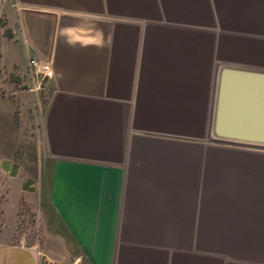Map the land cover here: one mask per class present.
<instances>
[{
  "label": "crops",
  "instance_id": "0c3cea01",
  "mask_svg": "<svg viewBox=\"0 0 264 264\" xmlns=\"http://www.w3.org/2000/svg\"><path fill=\"white\" fill-rule=\"evenodd\" d=\"M29 59L51 66L40 181L73 264H264V146L210 133L220 69L264 71V0H0V73ZM24 241L2 231L0 264H69Z\"/></svg>",
  "mask_w": 264,
  "mask_h": 264
},
{
  "label": "rangeland",
  "instance_id": "374dc122",
  "mask_svg": "<svg viewBox=\"0 0 264 264\" xmlns=\"http://www.w3.org/2000/svg\"><path fill=\"white\" fill-rule=\"evenodd\" d=\"M43 83L44 80L35 75L30 78L27 74L22 80L16 74L0 73V163L8 161L18 166L14 177L0 169V235L2 231H11L14 240L24 237V245L34 246L33 252L63 254L67 262L73 264L79 251L61 250L58 247L65 243L56 242V239L66 241L67 235L49 233L51 212L46 187L40 181L39 126L47 99ZM245 147L251 154L259 151L255 145ZM260 151L264 155V149ZM26 178L34 180L31 193L21 191Z\"/></svg>",
  "mask_w": 264,
  "mask_h": 264
},
{
  "label": "water",
  "instance_id": "95a60500",
  "mask_svg": "<svg viewBox=\"0 0 264 264\" xmlns=\"http://www.w3.org/2000/svg\"><path fill=\"white\" fill-rule=\"evenodd\" d=\"M210 133L216 142L264 146V71L220 69ZM0 169L14 177L18 166L2 161ZM21 191L33 192V180Z\"/></svg>",
  "mask_w": 264,
  "mask_h": 264
},
{
  "label": "built area",
  "instance_id": "2783aa9c",
  "mask_svg": "<svg viewBox=\"0 0 264 264\" xmlns=\"http://www.w3.org/2000/svg\"><path fill=\"white\" fill-rule=\"evenodd\" d=\"M27 65L30 69L31 75L39 77L41 81L51 76V66L49 61H43L39 59H29Z\"/></svg>",
  "mask_w": 264,
  "mask_h": 264
},
{
  "label": "trees",
  "instance_id": "16d2710c",
  "mask_svg": "<svg viewBox=\"0 0 264 264\" xmlns=\"http://www.w3.org/2000/svg\"><path fill=\"white\" fill-rule=\"evenodd\" d=\"M2 26V25H1ZM7 32V29H4V33H6Z\"/></svg>",
  "mask_w": 264,
  "mask_h": 264
}]
</instances>
